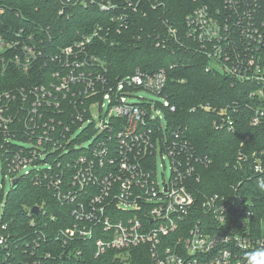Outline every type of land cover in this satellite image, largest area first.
I'll list each match as a JSON object with an SVG mask.
<instances>
[{
	"label": "built area",
	"instance_id": "built-area-1",
	"mask_svg": "<svg viewBox=\"0 0 264 264\" xmlns=\"http://www.w3.org/2000/svg\"><path fill=\"white\" fill-rule=\"evenodd\" d=\"M60 1L68 7L93 6L108 17L91 31L77 32L65 45L54 46L52 37L43 39L24 27L0 33V77L11 66L24 74L46 69L33 86L6 88L0 80V160L11 187L14 179L29 178L33 185L51 190L67 215L47 214L41 206L36 214L30 209L29 235L12 237L1 222L2 211L0 250L7 255L23 250L29 254L24 264H49L51 251L43 245L50 242L65 247L88 242L94 257L146 246L154 264H249L251 255L264 253V235H255L250 223L252 199L236 190L203 194L199 168L211 159L196 152L187 127L163 124L157 101L127 100L131 92L143 90L165 100L163 113L166 108L174 111L162 96L166 71L136 67L110 79L105 63L92 52L94 41H105L111 28L119 32L131 26L138 1ZM192 2L183 38L168 25L167 39L156 45L165 47L170 40L198 52L206 60L205 71L245 84L247 98L257 105L245 103L252 110L249 124H261L264 0ZM63 9L60 14L67 12ZM4 11L0 8V14ZM104 100L107 114L94 121L90 108L97 102L103 108ZM237 108L235 103L218 110L220 120L214 119L213 127L235 131L226 110ZM158 156L163 169L164 159L169 161L167 177L161 172L159 178ZM231 166L264 182V165L256 151L239 152ZM1 190L3 198V186ZM0 202L3 209L5 201ZM49 220L62 226L54 230ZM80 252L73 245L68 253Z\"/></svg>",
	"mask_w": 264,
	"mask_h": 264
},
{
	"label": "trees",
	"instance_id": "trees-1",
	"mask_svg": "<svg viewBox=\"0 0 264 264\" xmlns=\"http://www.w3.org/2000/svg\"><path fill=\"white\" fill-rule=\"evenodd\" d=\"M130 1H138L131 26L119 32L111 28L105 41H94L92 52L103 60L107 68L106 76L110 79L129 74L136 67L166 71L167 80L162 96L169 106L175 107L174 111L168 108L164 110L168 128L186 126L188 138L196 152L211 159L208 166L199 168L198 187L203 194H230L236 190L252 199L254 216L250 223L255 235L259 236L264 219V190L259 188L257 176L243 171L239 166H231L239 152L250 154L253 151L260 154L264 165V119L261 124L251 126L249 117L252 110L245 103L257 105L247 98L245 84L231 80L218 71H205L206 60L198 52L177 47L170 40L165 47L156 45L157 40L167 39L168 25L177 29L178 36L183 38V22L192 11V0ZM62 6L67 12L60 14ZM0 8L5 10L0 14V33L24 27L34 30L43 39L52 37L54 46L69 43L77 38L79 32L91 31L96 23H102L108 17L93 6L68 7L60 0H0ZM185 42L190 45L189 41ZM45 70L33 69L24 74L11 66L0 80L6 88L33 86L41 82V77H45L42 76ZM235 103H238L236 111L226 110L227 114L233 116L235 131L215 129L212 121L220 120L218 110ZM205 105L207 108L200 107ZM1 194L2 190L0 199H3ZM33 206H41L47 214L61 216L66 213V207L57 204L51 190L33 185L29 178H20L8 191L2 210L1 222L6 223L12 237L29 235L28 213ZM49 222L54 230L62 226L54 221ZM73 245L81 250L78 255L68 253ZM43 246L51 251L49 264H154L146 246L107 251L98 257L93 256L88 242L77 241L68 247L50 242ZM28 256L20 249H13L9 255L0 250V264H24Z\"/></svg>",
	"mask_w": 264,
	"mask_h": 264
},
{
	"label": "rangeland",
	"instance_id": "rangeland-1",
	"mask_svg": "<svg viewBox=\"0 0 264 264\" xmlns=\"http://www.w3.org/2000/svg\"><path fill=\"white\" fill-rule=\"evenodd\" d=\"M130 95L131 96H129L127 99L130 102H140L141 97H146V98L151 99L153 101H157V103L159 105V107H157V110L159 111L160 120L163 124H165V116H164L162 107L166 104H165V100L161 96H158V95H155L153 93L143 91V90H135V91L131 92ZM103 102H104L103 108H100V105L98 102L90 108L92 119L94 121H98L99 115L104 116L105 114H107L108 102H107V100H104ZM78 132H79V130H77L76 133H78ZM164 160H165L164 161L165 168L163 169L160 156H158V158H157V170H158L159 178H161V172L163 173V175L165 177L169 176V161L167 158H165ZM2 186H3V192H4L3 201H5L6 196L8 194V191L11 188V185H10V182L8 180V176L3 174V172H2L1 160H0V187H2ZM1 205H2V203L0 202V213L3 210ZM261 231L264 235V222L262 223Z\"/></svg>",
	"mask_w": 264,
	"mask_h": 264
},
{
	"label": "clouds",
	"instance_id": "clouds-1",
	"mask_svg": "<svg viewBox=\"0 0 264 264\" xmlns=\"http://www.w3.org/2000/svg\"><path fill=\"white\" fill-rule=\"evenodd\" d=\"M259 188L264 190V182L259 183ZM249 264H264V253H256L249 257Z\"/></svg>",
	"mask_w": 264,
	"mask_h": 264
},
{
	"label": "water",
	"instance_id": "water-1",
	"mask_svg": "<svg viewBox=\"0 0 264 264\" xmlns=\"http://www.w3.org/2000/svg\"><path fill=\"white\" fill-rule=\"evenodd\" d=\"M17 181H18V179H14V180H12V184L15 185V184L17 183ZM30 212L36 214V213L38 212V207H37V206H33V207L31 208ZM63 258H64V256H63Z\"/></svg>",
	"mask_w": 264,
	"mask_h": 264
}]
</instances>
